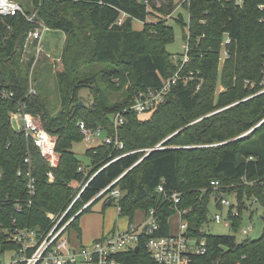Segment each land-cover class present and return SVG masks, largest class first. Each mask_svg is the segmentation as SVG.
<instances>
[{
	"label": "trees",
	"instance_id": "obj_1",
	"mask_svg": "<svg viewBox=\"0 0 264 264\" xmlns=\"http://www.w3.org/2000/svg\"><path fill=\"white\" fill-rule=\"evenodd\" d=\"M30 1L49 29L65 36L60 52L63 70L56 72L61 108L53 112L37 89L24 98L30 87L31 61L21 60L22 45L35 25L20 13L0 17V90L12 93L10 97L0 95V253L17 247L8 237L15 228L46 231L51 225L46 214L64 211L78 194L66 218L92 200L69 224L78 236L79 216L103 197L105 206L116 202L118 215L129 222L137 210L156 208L160 235L169 233L168 221L175 212L166 198L172 192L181 195L177 208H189L185 218L189 230L196 233L208 221L213 195L236 191L240 198L257 197L264 207V184H243L264 176V84H260L264 22L258 21L264 14L257 8L264 0H245L241 8L228 1L183 3L189 19L185 22L178 13L173 20L182 26L184 41L189 34V58L180 74L192 72V76L172 85L165 100L151 111L125 112L117 131L123 148L104 143L88 148L86 164L72 150L73 143L83 140L77 122L113 134L114 114L128 106L138 92L160 87L162 80L181 66L180 53H175L178 57L174 60V53L165 49L173 41V28L167 21L146 22L151 13L148 3L154 7L152 0L147 4L144 0ZM173 7L168 1L159 10H167V15ZM122 13L126 17L118 23ZM136 20L142 22L141 29L133 28ZM224 32L230 34L232 43L220 71L222 90L216 92ZM39 68L31 76L34 87ZM245 80L254 82L253 86ZM81 88L90 90L89 104L83 100V105L78 104ZM113 92L119 96L111 102ZM19 102H25L24 110L56 136V166L50 167L21 128L12 124L18 117ZM150 148L147 154L141 151ZM130 151L135 152L114 159ZM26 158L35 179V194L31 205L16 214L12 202L3 200L25 196V182L17 171L27 167ZM49 170L53 181L46 176ZM215 181L218 190L213 189ZM159 184L163 192L157 190ZM116 187L121 191L119 200L109 195ZM240 224L241 219L236 218L233 231ZM206 242L207 252L194 256L193 264H264V230L255 240L206 234ZM116 258L121 264H156L141 243L137 250Z\"/></svg>",
	"mask_w": 264,
	"mask_h": 264
},
{
	"label": "built area",
	"instance_id": "obj_2",
	"mask_svg": "<svg viewBox=\"0 0 264 264\" xmlns=\"http://www.w3.org/2000/svg\"><path fill=\"white\" fill-rule=\"evenodd\" d=\"M190 1L191 0H183L179 3V6L183 5V3H189ZM213 1L218 3L228 1L236 8L243 7L245 2V0ZM144 3L147 4V0H144ZM257 8L262 14H264V3L258 4ZM18 13L22 14L29 22L35 25L27 32L21 52V60H27L25 53L28 50L34 51L33 59L31 60L32 69L42 54L49 56V53H47L44 48V40L46 33L50 31V29L40 18H38L37 11L35 9H32L31 12H26L25 8L15 0H0V17H11ZM171 14L172 12L167 14L165 17L171 18ZM122 15L125 14L122 13ZM258 21L263 23L264 15H262ZM117 22L120 23L121 18H119ZM188 37L189 34L187 35V39ZM201 37H203V34L200 38ZM187 39L184 41L183 51L179 55L181 59V66L172 75L163 79L160 87L153 89L148 88L145 91L138 92L134 95L128 106L117 111L113 116L114 133L106 135L105 139L100 142L101 144L104 143L112 146L114 149L121 150L124 144L120 140L117 131L119 126L123 123V114L127 111H135L136 113L151 111L156 105L165 100V97L170 91L172 85L177 83L178 80L186 81L192 76V72L186 76H182L180 74L182 64L187 62L189 58L188 51L190 47ZM231 43L232 39L230 34L228 32H224L223 39L220 44V51L222 54L220 60L222 62L229 58V47ZM177 57V54L173 55L174 60ZM261 65L263 79L260 84H264V52ZM31 76L32 73H30L29 77L30 87L24 98L36 93V89L32 84ZM248 83L249 82L246 81V84ZM262 91H264V89H262ZM0 95L3 97H10L12 96V93L2 89L0 90ZM24 109L25 102H19L17 108V118L21 121L20 128L24 132L26 139L33 143V145L38 149L40 156L49 163L50 167L56 166L58 161V157L56 156L58 153L55 151L56 138L43 128L39 118L27 113ZM77 125L84 141L92 142L98 140V136L102 131L101 128L97 127L95 129H90L82 120L78 121ZM92 147L94 146L89 145L88 148ZM157 147L159 146H156V148ZM152 149L153 148L143 149L141 151H146L145 154H147ZM133 152L135 151L124 152L116 156L114 159ZM25 162L28 164L27 167L17 171V175L25 182V196H20L11 200H3L4 202H12L14 207L13 210L16 214L21 213L25 206L31 205L35 194V179L31 172L29 158H26ZM46 176L48 181H53L54 176L51 170L46 172ZM117 180L118 178L113 180L95 197L107 191L113 184L116 183ZM243 184L262 185L264 184V176L251 180L250 182L244 180ZM84 186L81 188L80 192L83 190ZM219 188V183L215 181L213 189L218 190ZM157 190L159 192L164 191L161 184L158 185ZM109 195L116 200H119L121 197V191L116 187L110 191ZM230 195L234 199L232 202H230L229 199H226L225 194L221 193L216 196L213 195V200L216 204L220 205L221 208L226 207V215L223 216L222 211L217 210V212L212 215L211 220L216 223L222 222L225 226L232 228L233 221L236 218L243 219V217L247 214H249V217L251 216L252 205L263 207L259 203L257 197H248L243 195L240 198L236 191H233ZM78 196L79 194L64 211L58 214H49V217L51 218V225L46 231L23 227L15 228L12 232H10L8 237L17 245V247L11 250H6L13 252L10 256V260L7 262L1 258V255L6 251L0 253V264H121V262L117 260L116 256L121 253H127L130 250L135 249L136 246L139 248L140 243L156 264H193L194 256L203 255L207 252L206 234L208 233L205 228L207 222L197 230V233L196 231L189 230V223L185 218V215L189 212V208L180 209L176 207L181 198V195L178 192H172L169 197H166L170 200L172 208L175 209L172 216H177L178 228L176 233L172 234L169 232L166 235L158 234L160 230L159 216L156 212V208L153 207L145 211L142 223L138 225L128 223L124 227H116L111 232L102 235L89 244L79 245L76 247L71 244L67 236V228L73 218L91 202L90 200L89 202L83 204L80 210L66 218L69 209ZM117 208L119 210V206H117ZM15 222L16 218L13 216L12 223L15 224ZM249 228H252V226ZM237 231H239L242 235H247L248 229L241 227L240 225ZM241 258L243 259L244 257L242 256ZM236 264L243 263L237 262Z\"/></svg>",
	"mask_w": 264,
	"mask_h": 264
},
{
	"label": "rangeland",
	"instance_id": "obj_3",
	"mask_svg": "<svg viewBox=\"0 0 264 264\" xmlns=\"http://www.w3.org/2000/svg\"><path fill=\"white\" fill-rule=\"evenodd\" d=\"M19 2L26 10H32L33 5L30 0H15ZM154 7L151 6L150 3H148L147 10L149 13L146 16V22L154 23L157 21H167L170 26L173 28L174 37L173 41L170 42L165 46V49L169 53H181L183 51V30L182 26L175 22L173 18L177 16L178 13H182L184 21L187 22L188 20V14L187 10L183 8V5L179 6V3H181L183 0H152ZM168 1H171V3L174 5L173 9L170 11L172 14L170 15L171 18L165 17L167 10H164L162 12L159 10L162 8V5L168 4ZM147 2H149L147 0ZM144 3V2H143ZM125 15H121V21L125 18ZM134 29H141L142 22L136 20L133 21L132 24ZM186 31V27L184 28ZM64 34L61 31L56 30H50L45 35L44 40V48L47 53H49V56H46L45 54H42L40 58L36 61L33 68L31 69L30 65V73L35 74V71L38 66H41L37 71V84L35 89L38 90V92L45 96L49 102V105L51 107V110L53 112L58 111L61 108L60 102H59V93H58V83L56 79V72L63 70V61L60 58V52L63 47L64 42ZM24 42V41H23ZM25 55L27 56V60L25 61H31L33 59L34 51L28 50ZM221 51L219 50V65H218V72H217V81H216V92H219L222 90L221 87V75L220 71L221 68L224 65V62L220 60L221 57ZM24 61V60H23ZM247 80H245L246 82ZM249 82V81H248ZM250 86H253L254 82L248 83ZM77 96L81 98L80 101H84L86 104H89L92 100V96L90 93V90L88 88H81L78 90ZM119 92H113L110 96V101H116L118 100ZM82 101V102H83ZM40 121V120H39ZM41 122V121H40ZM12 124L16 129H19L21 126V121L16 118L13 119ZM248 132L244 133L243 135L247 134ZM241 135V136H243ZM106 133L104 130L101 131L100 135L98 136V140L92 141V142H86L84 140H81L80 142H75L72 144V150L78 160H80L82 163L86 164L88 162L87 156L85 155L86 149H88L89 145L97 146L101 144L100 142L105 139ZM56 138V136H54ZM216 145V144H215ZM261 149H264V146L261 145ZM59 155V154H58ZM226 199H229L230 202L234 201L233 197L231 195L225 194ZM105 198H101L96 203H94L88 210L83 212L78 220L77 224L79 228L81 229V235L78 238L77 232L68 227L67 228V236L71 241V244H77L81 243H88L89 241L97 238L103 231H106L107 229L111 228L113 225H116L118 227H124L128 221V218L125 216H119L118 211L116 208V202L112 205H104ZM252 213L249 217V214L243 217L241 219V227L247 228L248 232L247 235H242L239 231H233L232 228L225 226L222 222L216 223L213 220H211L212 215L217 212V210L222 211V215H226V207H223L219 209L216 205V203L213 200H210V203L208 205V221L207 225L205 226L206 232L211 235H234L236 240L241 241L244 239H258L264 230V208L261 206L252 205L251 207ZM58 214V213H57ZM47 217H49V213L46 214ZM144 219V210L140 209L137 210L134 213L133 219L131 223H138L141 220ZM125 224V225H124ZM124 225V226H123ZM169 226V232L174 234L177 231L178 228V220L177 216H172L168 221ZM252 226V228H249ZM13 252L6 251L4 254L1 255V258L7 262L10 260V256Z\"/></svg>",
	"mask_w": 264,
	"mask_h": 264
},
{
	"label": "crops",
	"instance_id": "obj_4",
	"mask_svg": "<svg viewBox=\"0 0 264 264\" xmlns=\"http://www.w3.org/2000/svg\"><path fill=\"white\" fill-rule=\"evenodd\" d=\"M56 156L59 157L58 154H57ZM116 208H117V206H116ZM117 211H119L118 208H117ZM144 216H145V211H144ZM171 217H172V216H171ZM171 217H170V218H171ZM170 218H169V219H170ZM128 221H129V220H128ZM142 221H143V220H141L140 222L135 223V224H134V223H131V222H129V223L134 224V225H138V224L142 223ZM127 224H128V222H127ZM127 224H126V225H127ZM124 225H125V224H124ZM124 225H123V226H124ZM126 225H125V226H126ZM116 227H118V226L113 225L111 228L107 229L106 231H103V232H102L97 238L101 237V236L104 235V234H107V233L111 232V231L114 230ZM80 232H81V229H80ZM80 235H81V234H80ZM77 237L79 238L80 236L77 235ZM97 238H95V239H97ZM95 239H93V240H95ZM69 240H70V239H69ZM93 240L89 241L88 243H82V241H80L81 243H77V244H74V243H73L72 245H74V246H76V247L79 246V245H86V244H89L90 242H92ZM70 242H71V241H70Z\"/></svg>",
	"mask_w": 264,
	"mask_h": 264
},
{
	"label": "water",
	"instance_id": "obj_5",
	"mask_svg": "<svg viewBox=\"0 0 264 264\" xmlns=\"http://www.w3.org/2000/svg\"><path fill=\"white\" fill-rule=\"evenodd\" d=\"M78 104H79V105H83V102H82V101H79ZM91 201H92V200H91ZM137 249H138V247L136 246V247H135V250H137Z\"/></svg>",
	"mask_w": 264,
	"mask_h": 264
}]
</instances>
